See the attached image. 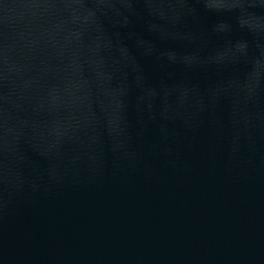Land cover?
I'll use <instances>...</instances> for the list:
<instances>
[{"label":"water","instance_id":"water-1","mask_svg":"<svg viewBox=\"0 0 264 264\" xmlns=\"http://www.w3.org/2000/svg\"><path fill=\"white\" fill-rule=\"evenodd\" d=\"M0 264H264V0H0Z\"/></svg>","mask_w":264,"mask_h":264}]
</instances>
